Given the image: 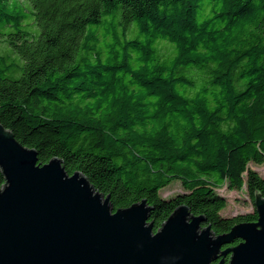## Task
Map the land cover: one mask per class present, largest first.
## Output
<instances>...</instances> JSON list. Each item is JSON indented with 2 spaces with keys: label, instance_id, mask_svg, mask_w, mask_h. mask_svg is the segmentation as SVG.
Here are the masks:
<instances>
[{
  "label": "trees",
  "instance_id": "obj_1",
  "mask_svg": "<svg viewBox=\"0 0 264 264\" xmlns=\"http://www.w3.org/2000/svg\"><path fill=\"white\" fill-rule=\"evenodd\" d=\"M0 45V124L38 163L145 200L154 232L182 204L216 235L257 220L217 189L264 198V0H0Z\"/></svg>",
  "mask_w": 264,
  "mask_h": 264
},
{
  "label": "water",
  "instance_id": "obj_2",
  "mask_svg": "<svg viewBox=\"0 0 264 264\" xmlns=\"http://www.w3.org/2000/svg\"><path fill=\"white\" fill-rule=\"evenodd\" d=\"M0 170V264H264L259 193L255 222L216 235L182 204L154 232L145 200L114 210L84 175L58 158L41 165L2 124Z\"/></svg>",
  "mask_w": 264,
  "mask_h": 264
},
{
  "label": "rangeland",
  "instance_id": "obj_3",
  "mask_svg": "<svg viewBox=\"0 0 264 264\" xmlns=\"http://www.w3.org/2000/svg\"><path fill=\"white\" fill-rule=\"evenodd\" d=\"M24 6L30 8V4L27 1H24ZM34 21L33 17L26 18L20 28L27 31H38L37 26L34 23V26H31L30 22ZM14 30V29H13ZM12 50L10 46L0 45V52L7 53ZM249 167L256 171L261 177H264V163L262 165H255L250 163ZM183 192V188L179 181H172L166 187L160 189L159 194L162 198L167 199L171 196H174L178 193ZM217 192L224 196L227 200V205L220 214L225 217L234 216L236 214L247 213L253 210V204L250 197L248 196L245 188L242 190H227L225 187L217 189Z\"/></svg>",
  "mask_w": 264,
  "mask_h": 264
}]
</instances>
